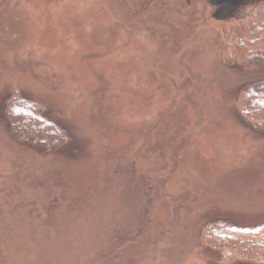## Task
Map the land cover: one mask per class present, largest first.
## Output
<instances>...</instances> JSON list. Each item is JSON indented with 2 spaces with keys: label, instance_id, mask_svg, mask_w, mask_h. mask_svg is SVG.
Listing matches in <instances>:
<instances>
[{
  "label": "rangeland",
  "instance_id": "374dc122",
  "mask_svg": "<svg viewBox=\"0 0 264 264\" xmlns=\"http://www.w3.org/2000/svg\"><path fill=\"white\" fill-rule=\"evenodd\" d=\"M255 2L0 0V264H231L200 233L264 222V134L236 113L264 67L223 62ZM16 95L70 142L17 141Z\"/></svg>",
  "mask_w": 264,
  "mask_h": 264
},
{
  "label": "trees",
  "instance_id": "16d2710c",
  "mask_svg": "<svg viewBox=\"0 0 264 264\" xmlns=\"http://www.w3.org/2000/svg\"><path fill=\"white\" fill-rule=\"evenodd\" d=\"M223 37L226 66L242 71L263 68L264 0L238 8L233 19L223 27ZM14 98L13 104L3 107L1 114L17 141L51 151L70 142V135L62 134L58 128L52 129L54 124L35 114L28 100L20 95ZM236 113L247 128L264 134V81L244 84L239 89ZM200 237L203 246L213 251L219 262L264 264V222L244 226L227 218L213 220L202 228Z\"/></svg>",
  "mask_w": 264,
  "mask_h": 264
}]
</instances>
